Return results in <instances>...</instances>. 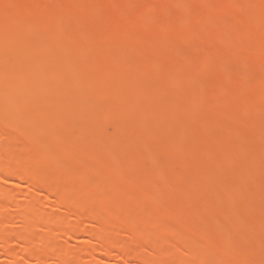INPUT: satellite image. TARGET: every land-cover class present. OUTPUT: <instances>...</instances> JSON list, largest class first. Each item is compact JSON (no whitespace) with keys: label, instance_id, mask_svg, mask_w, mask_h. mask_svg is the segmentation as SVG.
I'll use <instances>...</instances> for the list:
<instances>
[{"label":"rangeland","instance_id":"obj_1","mask_svg":"<svg viewBox=\"0 0 264 264\" xmlns=\"http://www.w3.org/2000/svg\"><path fill=\"white\" fill-rule=\"evenodd\" d=\"M179 1L0 0V264H264V0Z\"/></svg>","mask_w":264,"mask_h":264},{"label":"bare ground","instance_id":"obj_2","mask_svg":"<svg viewBox=\"0 0 264 264\" xmlns=\"http://www.w3.org/2000/svg\"><path fill=\"white\" fill-rule=\"evenodd\" d=\"M77 1H78V0H77ZM171 1H172V0H171ZM177 1H179V0H177ZM182 1H183V0H182ZM182 1H179V3H181ZM189 1H190V0H188V3H189ZM173 2H174V0H173ZM185 2H186V1H185ZM201 2H202V1H201ZM204 2H205V1H204ZM38 3H40V1H39ZM82 3H83V1H82ZM182 3H184V2H182ZM186 3H187V2H186ZM186 3H185V4H186ZM188 3H187V4H188ZM197 3H198V0H197ZM202 3H203V2H202ZM216 3H217V4H216ZM216 3H215V6H216L217 8H216L215 6H213L212 3H210L212 6H211V7H208V9H207V8H203V9H202L201 6H200V7H196V8H198V10H200V11L202 10V12H203V10H205V11L203 12V14H202V12L199 11L200 14L205 18L206 16H208V17L211 16L212 11L215 10V9H216V11H215V12L213 11L212 15H213L214 13H215V15H216V14L219 13L220 10H221V9L218 10V8H221V7L225 6L226 4H227V5L232 4V0H219V2H216ZM233 3H234V2H233ZM55 4H56V3H55ZM88 4H89V3H88ZM173 4H175V3H173ZM194 4H195V3H194ZM210 4H209V6H210ZM11 5H12V4H11ZM73 5H74V4H73ZM75 5H76V4H75ZM78 5H79V4H78ZM176 5H177V4H176ZM179 5H180V4H179ZM189 5H190V4H188L187 6H189ZM206 5L208 6V3H207ZM222 5H223V6H222ZM70 6H72V5H70ZM191 6H192V5H191ZM207 6H204V7H207ZM262 6H263V5H262ZM47 7H48V6H47ZM80 7H81V6H80ZM253 7H254V5H253ZM0 8H1V6H0ZM2 8H3V7H2ZM14 8H15V7H14ZM192 8H194V7H192ZM212 8H215V9H212ZM67 9H69V8H67ZM43 10H44V8H43ZM190 10H191V9H190ZM55 12H56V11H55ZM64 12H65V11H64ZM76 12H78V10H76ZM196 12H197V11H196ZM257 12H258V11H257ZM50 13H51V12H50ZM65 13H67V12H65ZM47 14H48V12H47ZM59 14H60V13H59ZM76 14H77V13H76ZM197 14H199V13H197ZM219 14H220V13H219ZM219 14H218V15H219ZM256 14H258V13H256ZM54 15H55V14H54ZM74 15H75V14H74V12H73V16H74ZM20 16H21V15H20ZM67 16H68V13H67ZM76 16H77V15H76ZM167 16H168V14H167ZM167 16H165V17H167ZM190 16H191V14H190ZM256 16L258 17L259 15H256ZM22 17H24V16H22ZM22 17H21V18H22ZM45 17H46V16H45ZM70 17H72V16H70ZM192 17H193V16H192ZM43 18H44V17H43ZM179 18H180V17H179ZM197 18H198V17H197ZM209 18H210V17H209ZM259 18H261V16H260ZM18 19H19V18H18ZM23 19H24V18H23ZM47 19H48V18H47ZM74 19H75V18L73 17V20H74ZM76 19H77V18H76ZM76 19H75V20H76ZM177 19H178V18H177ZM182 19H183V17H182ZM182 19H181V20H182ZM200 19H201V18H200ZM211 19L213 20V16H212ZM216 19H217V18H216ZM257 19H258V18H257ZM16 20H17V19H16ZM21 20H22V19H21ZM32 20H33V19H32ZM36 20H37V19H36ZM196 20H197V19H196ZM43 21H44V20H43ZM43 21H42V22H43ZM167 21H168V20H167ZM21 22H22V21H21ZM25 22H26V19H25ZM37 22H38V20H37ZM14 23H15V22H14ZM166 23H167V22H166ZM166 23H165V24H166ZM177 23H178V22H177ZM186 23H187V22H186ZM15 24H16V23H15ZM22 24L25 25L23 22H22ZM181 24H184V23H179V25H181ZM177 26H178V24H177ZM181 26H182V25H181ZM190 26H191V25H190ZM190 26H189V29H190ZM18 27H19V26H18ZM18 27H17V28H18ZM184 27L187 28V26H184ZM193 28H194V27H193ZM191 29H192V28H191ZM188 31H190V30H188ZM190 32H192V30H191ZM11 34H12V33H11ZM12 35H13V34H12ZM12 35H11V36H12ZM6 37L9 38L10 35H9V37H8V35H7ZM87 37H88V36H87ZM89 37H90V36H89ZM12 38H13V36H12ZM15 38H16V37H15ZM16 39H17V38H16ZM14 40H15V39H14ZM238 79H239V77H238ZM238 79H237V80H238ZM235 82H236V81H235ZM258 82H260V81H258ZM261 84H262V83H261ZM261 84H260V85H261ZM262 85H263V84H262ZM253 100H254V99H253ZM247 102H248V101H247ZM119 103H120V102H119ZM25 170H26V169H25ZM25 170H24V171H25ZM27 170H28V169H27ZM23 173H24V172H23ZM25 173H26V171H25ZM25 173H24V175H25ZM27 173H28V171H27ZM26 175H27V174H26ZM20 177H21V175H20ZM131 195H132V194H131ZM129 197H130V196H129ZM134 198H135V197H134ZM132 199H133V198H132ZM133 200H134V199H133ZM133 200H132V201H133ZM137 202H138V201H136V203H137ZM131 203H133V202H130V203L128 204V206H130V205L133 206V204H134L135 202H134L133 204H131ZM122 204H123V203H122ZM120 205H121V203H120ZM112 206L114 207V205H112ZM138 206H139V204H138ZM138 206H137V207H138ZM121 207H122V206H121ZM133 207H135V205H134ZM137 207H135V208H137ZM128 208H130V207H128ZM109 209H110V208H109ZM131 209H133V208H131ZM137 209H138V208H137ZM111 210H112V209H111ZM111 210H110V211H111ZM168 210H169V209H168ZM168 210H167V211H168ZM129 211H130V210H129ZM167 211H166V212H167ZM94 212H95V211H94ZM115 212H116V211H115ZM131 212H132V211H131ZM137 212H138V210H137ZM169 212H171V211H169ZM112 213H113V212H112ZM132 213H133V212H132ZM152 213H154V210H153ZM159 213H160V212H159ZM172 213H173V212H172ZM113 214H114V213H113ZM165 214H166V213H165ZM98 215H99V214H98ZM173 215H174V213H173ZM93 216H95V213L93 214ZM96 216H97V215H96ZM127 216H128V215H127ZM152 216H153V214H152ZM156 216H157V215H156ZM97 217H99V216H97ZM115 217H116V216H115ZM129 217H130V216H129ZM157 217H158V216H157ZM164 217H165V216L163 215L162 219H164ZM176 217L179 218L178 215H176ZM153 218H154V217H153ZM158 218H159V217H158ZM160 218H161V217H160ZM165 218H166V217H165ZM131 219H132V218H131ZM174 219H175V217H174ZM116 220H117V219H116ZM116 220H115V221H116ZM165 220H166V219H165ZM165 220H163V221H165ZM169 220H170V219H169ZM169 220H168V221L166 220L165 223H166V227H168V231H169V233H170V229H169V228H171L172 225H171V224H167V222H169ZM109 221H111V220H109ZM126 221H127V220H126ZM157 221H158V219H157ZM170 221H171V220H170ZM176 221H177V219H176ZM128 222H129V221H128ZM171 222L174 223L175 225L178 223V221H177V223H176V222H174V220L171 221ZM111 223H112V222H111ZM111 223H110V224H111ZM113 223H114V221H113ZM116 223H117V222H116ZM116 223H115V224H116ZM153 223H154V222H153ZM160 223H161V221H160ZM169 223H170V222H169ZM127 224H128V223H127ZM161 224H162V223H161ZM174 224H173V225H174ZM111 225H112V224H111ZM117 225H118V228H119V227H120V226H119V223H118ZM156 225H157V224H156ZM167 225H171V226L169 227V226H167ZM115 226H116V225H115ZM121 226H122V225H121ZM159 226H162V225H159ZM163 226H165V224H163ZM123 227H124V226H123ZM157 227H158V225H157ZM173 227H175V226H173ZM113 228H115V227L113 226ZM176 228H177V226H176ZM126 229H127V228H126ZM172 229H173V228H172ZM108 230H109V229H108ZM166 230H167V229H166ZM174 230H175V229H174ZM104 231H105V230H104ZM168 231H167V232H168ZM172 231H173V230H172ZM177 232H178V231H177ZM180 234H181V233H180ZM181 235H182V234H181ZM103 236H105V235H103ZM143 236H145V235H143ZM158 236H159V235H158ZM100 237H101V236H100ZM106 237H107V236H105L104 238H106ZM108 237H109V236H108ZM182 237H183V235H182ZM185 237H186V236H185ZM98 238H99V237H98ZM102 238H103V237H102ZM102 238H99V239H102ZM144 238H145V237H144ZM156 238H157V237H156ZM170 238H172V237H170ZM170 238H168L167 240H169V242H172V241H170ZM188 238H189V237H188ZM109 239H110V237H109L107 240H109ZM148 239H150V238H148ZM160 239H161V238H160ZM160 239L157 238V240H155V241H157V243H156V242H153V241L150 239V240H151L150 242H153L154 245H155V243H156V245H155V247H154L155 250L153 251L154 253H156L155 251H158V250H159L158 248H159V244H160ZM173 239H176V238H173ZM183 239H184V238H182V240H183ZM104 240H105V239H104ZM111 240H113V238H112ZM162 240H163V242H165V243L168 242V241H165L163 238H162ZM162 240H161V243L163 244ZM188 240H189V239H188ZM102 241H103V239H102ZM184 241H186V239H185ZM194 241H195V240H194ZM108 242H109V241H107L106 243H107V244L110 243V245H111V243H112L113 241H112V242H109V243H108ZM116 242H117V241H116ZM190 242H192V241H190ZM158 243H159V244H158ZM188 243H189V242H188ZM188 243H187V244H188ZM193 243L196 244V242H193ZM193 243H191V244H193ZM102 244L105 245L104 241H103ZM107 244H106V245H107ZM157 244H158V245H157ZM110 245H109V247H110ZM156 246H157L158 248H157ZM104 249L107 250V248H104ZM151 250H152V249H151ZM151 252H152V251H151ZM154 253H153V254H154ZM153 254H152L151 256H153ZM148 255H150L149 252H148ZM143 256H144V255H143ZM157 256H158V254H157ZM188 256H189V255H188ZM185 257H187V256H185ZM185 257H184V259L186 260L188 257H187V258H185ZM191 257H192V256H191ZM190 259H191V258H190ZM203 260H204V259H203ZM183 261H184V260H182V262H183ZM184 262H188V261H184ZM189 262H190V261H189ZM189 262H188V264H189ZM203 262H204V261H203ZM191 263H192V262H191ZM185 264H186V263H185ZM194 264H195V263H194Z\"/></svg>","mask_w":264,"mask_h":264}]
</instances>
